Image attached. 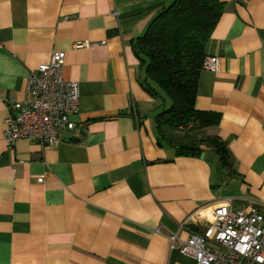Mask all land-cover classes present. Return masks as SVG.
Returning a JSON list of instances; mask_svg holds the SVG:
<instances>
[{"label":"crops","instance_id":"1","mask_svg":"<svg viewBox=\"0 0 264 264\" xmlns=\"http://www.w3.org/2000/svg\"><path fill=\"white\" fill-rule=\"evenodd\" d=\"M174 1L0 0V264H196L171 235L203 232L228 200L264 213V0H217L205 49L220 67L200 73L194 106L217 124L204 135L227 145L225 170L205 147L160 146L163 103L140 85L133 45ZM57 52L79 86L76 127L55 148L9 149V107Z\"/></svg>","mask_w":264,"mask_h":264},{"label":"trees","instance_id":"2","mask_svg":"<svg viewBox=\"0 0 264 264\" xmlns=\"http://www.w3.org/2000/svg\"><path fill=\"white\" fill-rule=\"evenodd\" d=\"M223 13L217 0H175L157 13L133 45L140 61L142 89L163 109L156 115L159 145L178 157L201 158L209 149L222 168L229 167L227 145L205 130L217 125L196 111L197 85L208 59V39Z\"/></svg>","mask_w":264,"mask_h":264},{"label":"built area","instance_id":"3","mask_svg":"<svg viewBox=\"0 0 264 264\" xmlns=\"http://www.w3.org/2000/svg\"><path fill=\"white\" fill-rule=\"evenodd\" d=\"M64 58L63 52L52 53L48 64L29 75L27 101L9 107L2 135L9 149L21 140L41 150L55 148L60 143L58 130L76 127L69 118L79 111V86L63 80ZM219 67L217 58L204 64V70ZM170 241L172 250L192 257L196 264H264V213L256 206L233 209L228 200L214 209L203 232L191 233L185 242L171 235Z\"/></svg>","mask_w":264,"mask_h":264}]
</instances>
